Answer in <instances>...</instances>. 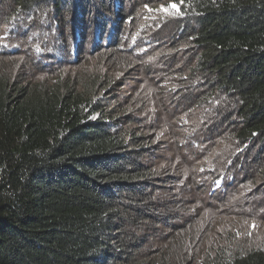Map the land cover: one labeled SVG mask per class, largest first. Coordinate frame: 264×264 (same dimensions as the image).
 Returning <instances> with one entry per match:
<instances>
[{"label": "trees", "instance_id": "obj_1", "mask_svg": "<svg viewBox=\"0 0 264 264\" xmlns=\"http://www.w3.org/2000/svg\"><path fill=\"white\" fill-rule=\"evenodd\" d=\"M136 1L0 0V30L49 22L65 28L62 41L75 39L76 53L90 35L89 50L114 59L127 52L125 32L134 38L151 0ZM170 3L179 6L177 20L151 7L150 24L175 25L155 45L188 97L176 118L190 113L192 121L177 136L240 146L216 153L251 150L264 182V0L161 1L164 9ZM12 61L0 53V264H191L182 251L166 259L169 245L158 258L146 255L145 236L173 226V175L158 168L154 137L125 121L103 82L79 84V74L34 82L31 64L20 70ZM212 256L205 264H264V247L228 242Z\"/></svg>", "mask_w": 264, "mask_h": 264}, {"label": "rangeland", "instance_id": "obj_2", "mask_svg": "<svg viewBox=\"0 0 264 264\" xmlns=\"http://www.w3.org/2000/svg\"><path fill=\"white\" fill-rule=\"evenodd\" d=\"M161 1L142 3L143 17L137 20L140 26L134 30V38L133 30L129 28L125 32L126 44L131 42V45L127 52L112 54L114 59L107 51L89 50L90 35L81 52L76 53L75 39L70 43L62 41L60 34L65 28L57 29L49 22H43L39 28L22 22L2 27L0 53L4 56L7 53L15 65H20V70L31 64L34 82L63 81L78 74L79 84L91 78L103 82L105 95L110 100L117 97L125 111L128 118L125 121H135V126L141 127L139 130L154 137L159 149L158 168L168 169L173 175L167 193L174 203L169 207L172 215L166 218L173 221V226H164L157 236H145L149 238L150 251L146 255L158 258L161 254L157 251L169 245L166 259L171 260L182 251L185 256L191 255L189 263H196L197 258L199 264H205L213 259V248L228 242H237L245 248H263L264 182L260 178L261 167L253 157H248L251 150L247 149L243 155L230 154L227 149L216 153L215 149L227 146L235 153L234 148L240 146L223 145L221 136L215 143L207 138L199 144L177 136L180 127L186 128L192 119L190 113L181 120L176 118L189 107L188 97L180 88L174 68L170 66V71L165 63L158 61L159 55L167 51L156 49L155 44L169 39L175 28L174 23H165L163 27L157 21L156 26H151L155 15L151 7L163 11ZM126 5L127 2L124 5L127 11L129 5ZM166 13L170 20H177L180 9L179 14ZM176 51L172 50L175 57ZM172 60L168 56V61ZM173 98L179 103L180 111L169 103Z\"/></svg>", "mask_w": 264, "mask_h": 264}, {"label": "snow or ice", "instance_id": "obj_3", "mask_svg": "<svg viewBox=\"0 0 264 264\" xmlns=\"http://www.w3.org/2000/svg\"><path fill=\"white\" fill-rule=\"evenodd\" d=\"M162 10L165 11V12L175 11L176 14H179V8H178V5L175 4V3L169 5L168 8H165V9H162Z\"/></svg>", "mask_w": 264, "mask_h": 264}]
</instances>
